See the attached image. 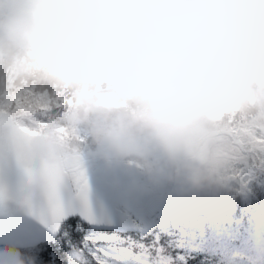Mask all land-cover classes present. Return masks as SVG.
Segmentation results:
<instances>
[{"label":"clouds","instance_id":"1","mask_svg":"<svg viewBox=\"0 0 264 264\" xmlns=\"http://www.w3.org/2000/svg\"><path fill=\"white\" fill-rule=\"evenodd\" d=\"M29 90L71 103L44 128L13 115L0 132L13 163L86 153L180 194L227 190L238 161L221 117L264 130V0H0V97ZM48 198L18 181L0 212ZM0 264L36 258L0 240Z\"/></svg>","mask_w":264,"mask_h":264},{"label":"trees","instance_id":"2","mask_svg":"<svg viewBox=\"0 0 264 264\" xmlns=\"http://www.w3.org/2000/svg\"><path fill=\"white\" fill-rule=\"evenodd\" d=\"M252 201L254 212L246 225L200 192L194 207L177 221L158 222L151 231L112 232L96 229L72 217L80 225L75 234L53 237L22 250L36 258V264H74L69 254L79 251L86 264H264V198ZM62 232L57 236H62ZM87 238V239H86Z\"/></svg>","mask_w":264,"mask_h":264},{"label":"snow or ice","instance_id":"3","mask_svg":"<svg viewBox=\"0 0 264 264\" xmlns=\"http://www.w3.org/2000/svg\"><path fill=\"white\" fill-rule=\"evenodd\" d=\"M70 103L71 100L46 90L25 91L7 102L0 97V132L13 123V115L16 119H26L44 128L61 105ZM221 119L224 123L221 134L233 145L237 161L251 159L264 168V130L252 131L231 115ZM24 131L26 135L35 134L31 129ZM2 140L0 136V208L3 207L6 192L13 191L18 181L26 187L43 182L49 190L47 205L39 211L30 199H26L24 205L28 215L38 216L46 223L53 237L62 239L75 234L80 225L72 217L79 216L89 223L93 222L84 155L65 156L52 167L39 166L29 160L13 163L4 155ZM15 216H5L0 212V224L9 221L4 225V240L19 245L25 229ZM61 232L63 235L57 236Z\"/></svg>","mask_w":264,"mask_h":264},{"label":"water","instance_id":"4","mask_svg":"<svg viewBox=\"0 0 264 264\" xmlns=\"http://www.w3.org/2000/svg\"><path fill=\"white\" fill-rule=\"evenodd\" d=\"M123 168L124 164L116 166L103 160L90 168L87 177L89 208L93 222L89 223L77 216L81 221L97 229L116 231L129 229L147 232L154 225L155 215L162 214L171 221H176L193 207L198 193L180 194L177 191L169 197L167 203L162 205V199L160 198L158 203L150 187L140 185L132 188L128 186L122 179ZM116 202L130 210L139 223L134 221L126 211L116 207ZM15 219H18L25 229L19 246H30L53 238L46 223L38 216L28 215L25 211L16 214ZM7 223L9 221L0 224V240H4V225Z\"/></svg>","mask_w":264,"mask_h":264},{"label":"flooded vegetation","instance_id":"5","mask_svg":"<svg viewBox=\"0 0 264 264\" xmlns=\"http://www.w3.org/2000/svg\"><path fill=\"white\" fill-rule=\"evenodd\" d=\"M84 160H85V168H86V173H87L90 170V168L96 163H98L101 159L92 158L85 153ZM230 174L234 178L230 180L229 186L230 184L234 183L235 186L237 187L241 185L239 189L240 188L245 189V187H242V186L246 185L250 188V189L248 188L246 189H248L251 195L253 193L256 194V196H254L256 200L260 198V195L258 194V188L260 187V185H262L264 188V168H260L258 166V162H253L251 159H248L247 161H243V162L241 161L235 162L231 166ZM122 179L127 183L128 186L132 188L140 186V185H145V186L150 187L154 191L156 195L155 199L158 201V203H159V199L160 198L162 199L163 201L162 205L167 203L169 197L177 192V189L175 188L174 185L169 184L166 181L154 182L150 180L147 176H145L140 170H138L134 166L124 165V168L122 171ZM258 179L261 180L263 183H259ZM203 193H204V197L208 200L212 198H216L219 195L218 203H219V206L222 207L224 200L227 198L228 189L215 192V193L213 192H203ZM238 193H239V196L241 197L242 205H243V207L241 208L242 214L246 216L254 210L248 209L246 206H244V197L243 195L240 194L239 191ZM198 196H199V193H198ZM115 205L119 209L126 211L134 221L138 222L137 218L134 216V214L130 210H128L127 208L119 204L118 202H116ZM251 207L253 208L252 203H251ZM163 217H166V216L162 214H157L153 217V220H154L153 227L154 228L158 222L162 221L164 223H167L166 222L167 220L164 219ZM112 232H117V231H112ZM123 232H126L128 234V233L136 232V231L125 230Z\"/></svg>","mask_w":264,"mask_h":264},{"label":"rangeland","instance_id":"6","mask_svg":"<svg viewBox=\"0 0 264 264\" xmlns=\"http://www.w3.org/2000/svg\"><path fill=\"white\" fill-rule=\"evenodd\" d=\"M258 182L263 183L259 179H258ZM240 186L241 185H239V187ZM239 187L235 186L234 183L230 184V186L228 188L227 198L224 200V202L222 204V208L225 212H227L228 214H230L234 218L235 223L238 227H244L247 223L246 216H248L249 214L246 216H244L242 214L241 208L243 207V205H242V200H241V197L239 196L238 191L240 192V194H241V190L247 192L249 194L250 198L253 200H256L254 198V196H256V194L253 193L251 195L248 191V189H250V188L246 185L242 186V187H245V189H242V188L239 189ZM246 188H248V189H246ZM258 194L260 195V198H264V188L262 185H260V187L258 188ZM243 197H244V206H246L245 205V196L243 195ZM251 203H252V201L250 202V204Z\"/></svg>","mask_w":264,"mask_h":264},{"label":"bare ground","instance_id":"7","mask_svg":"<svg viewBox=\"0 0 264 264\" xmlns=\"http://www.w3.org/2000/svg\"><path fill=\"white\" fill-rule=\"evenodd\" d=\"M195 203H196V198H195V200H194V204H193V206L195 205ZM162 207V206H161Z\"/></svg>","mask_w":264,"mask_h":264}]
</instances>
